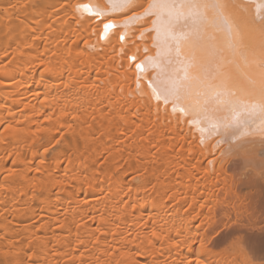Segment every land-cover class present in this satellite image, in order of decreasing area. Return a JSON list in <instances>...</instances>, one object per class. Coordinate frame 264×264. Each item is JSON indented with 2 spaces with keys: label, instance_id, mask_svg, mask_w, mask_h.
<instances>
[{
  "label": "bare ground",
  "instance_id": "1",
  "mask_svg": "<svg viewBox=\"0 0 264 264\" xmlns=\"http://www.w3.org/2000/svg\"><path fill=\"white\" fill-rule=\"evenodd\" d=\"M170 2L157 37L109 0H0V264L264 260L235 210L264 190V0ZM173 82L184 116L150 98Z\"/></svg>",
  "mask_w": 264,
  "mask_h": 264
},
{
  "label": "snow or ice",
  "instance_id": "2",
  "mask_svg": "<svg viewBox=\"0 0 264 264\" xmlns=\"http://www.w3.org/2000/svg\"><path fill=\"white\" fill-rule=\"evenodd\" d=\"M109 5H110V10L112 12H121L126 14L125 27L129 23H131L132 20H136L139 18L137 13H140V15H143L145 18L156 17L155 19H151L152 28L149 29V34L155 32L158 37L160 34V13H158L157 9H160L161 11L169 10L172 6V3L170 2V0H143V2H140V0H109ZM76 10L86 12L89 14L90 17H99L104 15L103 10L94 7L93 5L90 4L76 5ZM103 27H104V32L102 33L101 38H107L109 30L117 27V25L113 21L109 20L108 22L104 23ZM142 27H147V25H144ZM137 34L142 35L141 32H138ZM119 39L121 41H124L125 36L121 34L119 36ZM154 46H156V44H154ZM144 52L146 54L145 59L140 61L137 60L136 55L129 56V59L133 62V66L138 73L136 77L137 86L140 84V77L146 71L147 61L151 59L150 57L147 56L148 53L147 48L144 49ZM156 67H159V65H156ZM176 90H177V86L175 82L172 83L171 87L165 90L164 94H162L159 90H157V88L152 87L150 98L154 99L157 102L158 106L160 104L170 106L172 112L184 116L186 110L183 109L182 107L177 108L175 106V101L169 99V97H172L176 94ZM193 126L195 127V125ZM261 264H264V260H262Z\"/></svg>",
  "mask_w": 264,
  "mask_h": 264
},
{
  "label": "rangeland",
  "instance_id": "3",
  "mask_svg": "<svg viewBox=\"0 0 264 264\" xmlns=\"http://www.w3.org/2000/svg\"><path fill=\"white\" fill-rule=\"evenodd\" d=\"M225 154H227V152L225 153ZM229 155V154H228ZM227 155V156H228ZM230 156V155H229ZM228 156V157H229ZM235 158H233V160H234ZM232 162H234V161H232ZM230 166V168H231V170H235V172L236 171H238V170H236L234 167H232L233 165H229ZM228 166V167H229ZM264 165L263 166H261V167H259L257 170H259V172H261V175L262 176H264V174H263V172H264ZM230 168H228L229 169V172H231L232 174L233 173H235V172H232V171H230ZM251 168V167H250ZM260 169H263V171H260ZM245 170H250L249 168H248V166H247V168H245ZM258 172V173H259ZM235 174H237L236 175V178H237V176L239 175L240 177H241V175L239 174V171L237 172V173H235ZM260 174V173H259ZM235 176V175H234ZM256 197H252V198H245L244 199V202H240V205L238 204L239 202H236L237 203V205L239 206H237L236 207V209L235 210H237L236 212H238V214H237V216L239 217V211L238 210H240L242 213L240 214L241 216H242V218H246L245 220H247V216L249 215V214H252L251 216L252 217H250L251 219H254V220H256L255 218H257V222H259V224L257 225V226H252V225H237L238 227H240L241 228V230H242V232L246 235L245 237L247 238V239H252V242H251V244H250V246L251 247H253L254 248V250H255V252L256 253H258V256L259 257H261L262 256V254H263V256H262V258H264V230H262V229H264V190H263V192H262V194H261V196L259 197V199H258V197H257V195H255ZM251 197V196H250ZM246 200V201H245ZM255 200H256V202H255ZM259 200L260 201H262V202H260L259 203ZM256 203V204H255ZM261 203H262V205H261ZM259 205V206H258ZM262 207V208H261ZM261 213V214H260ZM244 215V217H243V215ZM255 214V215H254ZM254 216V217H253ZM257 216V217H256ZM261 216V217H260ZM249 218V219H250ZM262 221V222H261ZM246 222V221H245ZM260 225V226H259ZM236 226V227H237ZM245 228H244V227ZM249 226H250V228H249ZM252 226V227H251ZM232 227V226H231ZM235 226H234V228H236ZM255 227V228H254ZM256 227H258V228H256ZM260 227H262V229L260 228ZM252 228H254V229H252ZM249 229V230H248ZM231 230H233L232 228L230 229V228H225L224 230H222L217 236H216V238L218 237V239L221 237V236H223V235H225V234H228ZM253 232H252V231ZM256 230V231H255ZM227 232V233H226ZM247 232V233H246ZM252 233H254V234H252ZM248 234H249V236H251V237H247L248 236ZM260 237V238H259ZM259 239V240H258ZM263 239V240H262ZM256 241H257V244H256ZM255 242V243H254ZM260 243H261V245L262 246H260ZM261 247V248H260ZM255 248H257V249H255ZM261 255V256H260Z\"/></svg>",
  "mask_w": 264,
  "mask_h": 264
}]
</instances>
